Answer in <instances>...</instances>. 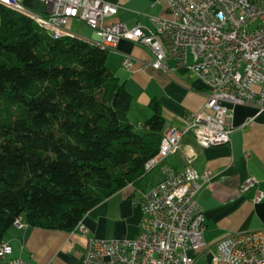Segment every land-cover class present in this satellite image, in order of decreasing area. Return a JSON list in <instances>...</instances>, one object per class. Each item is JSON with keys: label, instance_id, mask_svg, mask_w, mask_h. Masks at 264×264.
<instances>
[{"label": "trees", "instance_id": "trees-1", "mask_svg": "<svg viewBox=\"0 0 264 264\" xmlns=\"http://www.w3.org/2000/svg\"><path fill=\"white\" fill-rule=\"evenodd\" d=\"M0 18V243L20 217L74 231L92 208L143 183L166 131L162 107L152 100L138 127L108 51L55 39L3 6Z\"/></svg>", "mask_w": 264, "mask_h": 264}, {"label": "built area", "instance_id": "built-area-1", "mask_svg": "<svg viewBox=\"0 0 264 264\" xmlns=\"http://www.w3.org/2000/svg\"><path fill=\"white\" fill-rule=\"evenodd\" d=\"M42 12L25 6L24 0H7L21 6L36 23L48 24L57 32L74 33L71 21H81L94 29L91 43L123 56V65L131 70L133 57L119 50L127 40L149 47L154 60L150 65L166 70L168 60L176 69H185L199 77L207 88L204 107L190 115L188 124L168 128L159 152L146 163L151 172L169 156L183 151V140L192 135L197 143L209 147L230 144L234 133L233 113L228 103L253 105L264 110V0H161L169 16L156 21V32L144 22L130 28L125 22L107 23L116 16L117 5L104 0H39ZM148 15L145 14V17ZM1 26V18H0ZM206 133L207 141H198ZM210 171L197 174L194 166L168 172L166 178L143 194L141 234L134 240L88 239L84 264H264V229L233 233L219 240L204 253L206 219L196 194ZM258 180L250 177L241 190L255 188ZM257 192L255 201L263 199ZM29 225L22 217L18 227ZM88 233L81 221L75 231ZM13 250L0 243V264H33L22 257H10ZM191 252L194 255H191Z\"/></svg>", "mask_w": 264, "mask_h": 264}, {"label": "crops", "instance_id": "crops-1", "mask_svg": "<svg viewBox=\"0 0 264 264\" xmlns=\"http://www.w3.org/2000/svg\"><path fill=\"white\" fill-rule=\"evenodd\" d=\"M104 1L119 7L117 15L107 23L122 21L133 28L144 22L148 30L156 32L157 19L169 16L168 6L161 0ZM24 4L35 12L44 9L39 0H24ZM76 24L83 27V22L77 20L71 21L67 28L75 32L72 27ZM118 47L133 57V68L126 69L123 56L112 53H109L107 67L132 93L128 115L138 127H143L152 117V100L160 102L166 129L188 124L190 115L204 107L207 88L199 77L188 70L176 69L173 60H168L166 70L153 68L150 63L154 54L143 44L122 40ZM227 105L233 113L234 133L230 144L203 148L192 135L186 136L183 151L169 156L148 172L141 185L129 184L92 208L82 219L88 233L13 225L4 238L13 250L10 257H22L33 264H84L91 237L138 238L143 194L164 180L169 171L189 166H194L201 174L210 171L209 178L201 181L196 194L206 219L204 237L208 247L214 250L219 240L233 233L264 229V197L255 201L258 191L264 193V110L241 103ZM250 177H255L258 185L242 191V183Z\"/></svg>", "mask_w": 264, "mask_h": 264}, {"label": "bare ground", "instance_id": "bare-ground-1", "mask_svg": "<svg viewBox=\"0 0 264 264\" xmlns=\"http://www.w3.org/2000/svg\"><path fill=\"white\" fill-rule=\"evenodd\" d=\"M245 1H255V0H245ZM0 6H3L5 8H8L12 11L21 13L23 15H25V11L21 6H15V5H10L9 3H7V0H0ZM40 26L42 28H44L45 30H47L55 39H59L62 37L67 36V33L64 32H57L56 30H52V27L48 24H40ZM69 37H73V38H77L79 40H86L91 42L90 39H88V37H85L83 35H80L78 33H70ZM166 131H168V128L166 129ZM198 141H207V134L206 133H198ZM211 146H216V141H209V147ZM197 174H201L198 170H197ZM14 225L18 226V218L16 219Z\"/></svg>", "mask_w": 264, "mask_h": 264}, {"label": "rangeland", "instance_id": "rangeland-1", "mask_svg": "<svg viewBox=\"0 0 264 264\" xmlns=\"http://www.w3.org/2000/svg\"><path fill=\"white\" fill-rule=\"evenodd\" d=\"M26 7H27V6H26ZM78 26H79V25L76 24L75 26L72 27L73 30H74L75 32H80V33H82V34H84V35H86V36H88V37H93V36H94V29H93L91 26H89V25H87V24H85V23L82 24L83 27H81V28L78 27ZM131 121H132L133 123L136 124V122L133 121L132 119H131ZM206 249H207V245H206V246H203V247L199 250V252H200V253H204ZM212 254H213V251H210V252L207 254V257H206V259H205V261H206L205 264H210V258H211V256H212ZM191 255H194V253L191 252Z\"/></svg>", "mask_w": 264, "mask_h": 264}]
</instances>
